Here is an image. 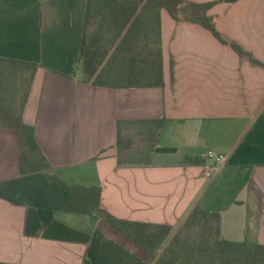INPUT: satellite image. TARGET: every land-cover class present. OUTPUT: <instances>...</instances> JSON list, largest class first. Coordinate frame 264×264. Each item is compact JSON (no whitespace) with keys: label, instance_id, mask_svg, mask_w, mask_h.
<instances>
[{"label":"crops","instance_id":"1","mask_svg":"<svg viewBox=\"0 0 264 264\" xmlns=\"http://www.w3.org/2000/svg\"><path fill=\"white\" fill-rule=\"evenodd\" d=\"M86 7L87 0H0V57L39 64L23 119L51 173L69 186L100 187L101 207L116 218L172 234L151 253L98 213L66 211L69 193L41 173L22 174L18 135L0 127V263L156 264L195 209L212 219L179 242L205 226L211 242L264 245V67L163 9V86L85 82L77 59ZM219 8H229L228 22L223 13L216 20ZM209 14L264 63V0L222 3ZM253 16L255 28L245 23ZM160 119L157 128L132 124ZM209 150L230 155L212 178L202 169Z\"/></svg>","mask_w":264,"mask_h":264},{"label":"trees","instance_id":"2","mask_svg":"<svg viewBox=\"0 0 264 264\" xmlns=\"http://www.w3.org/2000/svg\"><path fill=\"white\" fill-rule=\"evenodd\" d=\"M220 1L233 3L238 0ZM217 3L193 0H87L84 35L77 59L82 79L99 86H163V9L177 22L204 26L224 44H231L240 55L249 56L253 64L264 67L263 62L238 43L228 42L222 37L214 16L209 14ZM93 17L98 19L99 25L90 37L88 27ZM106 33L111 35L110 50L102 48L100 44ZM38 67L39 64L32 61L0 57V127L12 129L18 135L22 174H43L50 184L69 193L66 211L98 213L116 230L154 253L172 234L171 227L161 226L157 232L151 234L148 224L118 219L104 210L101 207L100 187L69 186L51 173L52 166L37 140L35 127L25 123L23 119ZM163 122L164 119H160L132 124L152 123L157 128ZM118 143L123 144L121 134ZM215 216L219 223V214L216 213ZM210 218L212 219V213L193 210L184 228L174 236L156 264H264L263 244L231 242L220 236L211 242L212 237L206 233L205 226L194 232L200 237L206 236L197 248L190 241L179 243L183 232L191 230L195 223H207ZM179 249L182 253H179Z\"/></svg>","mask_w":264,"mask_h":264},{"label":"rangeland","instance_id":"3","mask_svg":"<svg viewBox=\"0 0 264 264\" xmlns=\"http://www.w3.org/2000/svg\"><path fill=\"white\" fill-rule=\"evenodd\" d=\"M205 1H213V2H215V1H217L218 3L216 4V5H222V3H226V2H221L220 0H205ZM204 1V2H205ZM248 3H249V1H247V3L246 2H243V3H240V4H238L235 8H233L232 10H231V12H230V19H233V16H234V12H236L237 10H241L242 8H243V6H247L248 5ZM232 7V6H231ZM228 10H229V8L228 9H223V8H219L218 10H216L215 11V13H217L218 12V15L215 17L216 18V20H219L220 19V16H219V14L220 13H223V14H225V15H227V12H228ZM230 19H228V15H227V19H226V22H228ZM259 18L258 19H256L254 16H253V21H249L248 19L245 21V23L246 24H248V25H251L250 27L251 28H255V24L256 23H259ZM97 25H99V21H98V19L96 18V17H93L92 18V20H91V22H90V25H89V27H88V34H89V36L91 37V35L93 34V32L95 31V29L97 28ZM218 28V27H217ZM218 30H219V32L222 34V37L226 40V41H228V42H236V43H238L241 47H243L242 46V44H240L239 42H237V41H234V40H232L231 38H229L228 36H226V35H224V33H222L221 31H220V29L218 28ZM210 31V30H209ZM211 32V31H210ZM212 33V32H211ZM212 35L222 44V45H224V46H228V47H230V48H232L237 54H238V56L240 57V60L242 61V62H244V61H249V62H251L252 63V60H251V58L249 57V56H242V55H240V53L237 51V50H235L233 47H232V45L231 44H224L220 39H218L213 33H212ZM100 44L102 45V48H105L106 50H110L112 47H111V35H109V34H107L106 33V35L104 36V38L101 40V42H100ZM243 49H245L244 47H243ZM246 50V49H245ZM247 51V50H246ZM249 52V51H248ZM249 53H251V52H249ZM252 54V53H251ZM253 55V54H252ZM253 57H255L254 55H253ZM256 58V57H255ZM257 59V58H256ZM260 61V60H259ZM253 64V63H252ZM263 67V66H262ZM137 136V139H135V141H136V147L137 146H139V145H141L142 143V141H143V139L141 138V136H142V134H137L136 135ZM206 239V236H204V235H201V237L199 236V234H196V233H194V232H186V233H184V239H183V242L181 241V242H179V243H185V242H187V241H190V243H192V245L193 246H195L196 248L199 246V244H200V242H201V240L202 241H204ZM195 240H197V242H195ZM179 253H182L181 252V249H179Z\"/></svg>","mask_w":264,"mask_h":264},{"label":"built area","instance_id":"4","mask_svg":"<svg viewBox=\"0 0 264 264\" xmlns=\"http://www.w3.org/2000/svg\"><path fill=\"white\" fill-rule=\"evenodd\" d=\"M206 162L202 165L206 177L212 178L219 174L229 163L230 155L225 152L209 150L206 155Z\"/></svg>","mask_w":264,"mask_h":264}]
</instances>
